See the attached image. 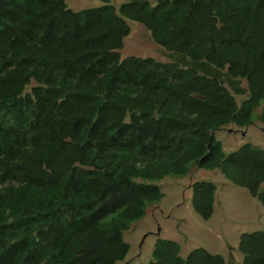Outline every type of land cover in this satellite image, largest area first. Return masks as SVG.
Segmentation results:
<instances>
[{
    "label": "trees",
    "instance_id": "obj_1",
    "mask_svg": "<svg viewBox=\"0 0 264 264\" xmlns=\"http://www.w3.org/2000/svg\"><path fill=\"white\" fill-rule=\"evenodd\" d=\"M101 1L0 0V264H118L124 232L165 196L156 182L193 166L264 207V149L226 152L215 135L254 124L264 105V0ZM128 19L178 59L122 57ZM216 192L193 185L204 219ZM238 247L243 264H264V230ZM181 250L159 238L139 264H227Z\"/></svg>",
    "mask_w": 264,
    "mask_h": 264
},
{
    "label": "rangeland",
    "instance_id": "obj_2",
    "mask_svg": "<svg viewBox=\"0 0 264 264\" xmlns=\"http://www.w3.org/2000/svg\"><path fill=\"white\" fill-rule=\"evenodd\" d=\"M112 3L120 6L122 0H113ZM67 4L73 10H81L100 6L103 2L67 0ZM127 21L131 32L120 50L122 57L152 56L164 62L178 59L179 55L155 43L142 23L131 19ZM243 86L247 88L246 81H243ZM236 96L240 103L246 94ZM263 106L255 108V122L249 127L229 124L215 132L226 152L248 142L264 149V121L257 117L263 112ZM200 180L212 181L217 185L214 213L210 219L201 217L192 206L193 185ZM156 183L165 196L149 205L145 216L124 232V239L130 243L131 249L118 264H139L151 260L155 242L159 238L178 241L184 257L202 246L212 253L222 254L227 264H243V255L238 247L240 236L244 232L264 230V207L248 189L233 184L220 170L197 166H193L185 177L169 176Z\"/></svg>",
    "mask_w": 264,
    "mask_h": 264
},
{
    "label": "water",
    "instance_id": "obj_3",
    "mask_svg": "<svg viewBox=\"0 0 264 264\" xmlns=\"http://www.w3.org/2000/svg\"><path fill=\"white\" fill-rule=\"evenodd\" d=\"M159 232H160V230H159Z\"/></svg>",
    "mask_w": 264,
    "mask_h": 264
}]
</instances>
